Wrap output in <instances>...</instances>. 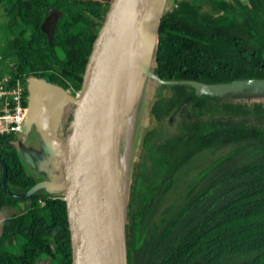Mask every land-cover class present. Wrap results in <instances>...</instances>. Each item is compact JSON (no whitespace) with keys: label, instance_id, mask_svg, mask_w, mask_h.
I'll use <instances>...</instances> for the list:
<instances>
[{"label":"trees","instance_id":"16d2710c","mask_svg":"<svg viewBox=\"0 0 264 264\" xmlns=\"http://www.w3.org/2000/svg\"><path fill=\"white\" fill-rule=\"evenodd\" d=\"M105 1L1 0L0 31L5 28L7 36V48L0 49L2 71L13 76L42 71L44 79L64 87L57 72L77 87L87 41ZM49 8L61 11L51 43L41 30ZM198 16L205 17L199 31L192 27ZM154 46L155 70L165 80L230 84L264 79V0H172L157 20ZM159 51L168 56L159 58ZM163 86L171 93L153 99L149 113L162 121L186 105L184 131L176 139L183 150L171 162L175 144L159 146L165 167L141 206L143 187L131 183L129 168L123 190L127 264H264V125L226 113L208 116L212 95H198L191 85ZM252 117L264 122V111ZM152 131L143 134V145ZM141 134L136 133L135 143ZM229 146L209 164L191 162ZM0 158L7 165L10 192L24 194L42 179L23 170L8 136H0ZM2 173L0 163V207L22 199L30 205L24 229L0 237V264H72L62 191L41 188L18 198L4 190ZM19 238L20 251L13 253L10 246Z\"/></svg>","mask_w":264,"mask_h":264},{"label":"water","instance_id":"95a60500","mask_svg":"<svg viewBox=\"0 0 264 264\" xmlns=\"http://www.w3.org/2000/svg\"><path fill=\"white\" fill-rule=\"evenodd\" d=\"M149 2H152V44L158 0L105 1L87 41L75 93L69 96L70 115L65 135L58 131L60 109L64 105L58 110L57 127L52 120L55 105L63 97L66 98L63 86L43 77L33 76L30 79L25 124L33 122L38 112L48 110L49 135L44 143L49 152H58L60 156L58 178L41 180L26 193L14 194L7 189V165L0 158L3 188L8 194L25 198L41 188L62 191L66 202L72 264H127L123 184L117 182L112 132L114 83L120 43L133 21L146 12ZM60 16L59 9L49 8L41 24L49 43L54 39ZM145 73L162 84L194 86L198 95L224 93L236 85L248 83L264 85V79L205 84L190 80H165L149 70ZM23 157L29 166L35 167L31 153L25 151Z\"/></svg>","mask_w":264,"mask_h":264},{"label":"rangeland","instance_id":"374dc122","mask_svg":"<svg viewBox=\"0 0 264 264\" xmlns=\"http://www.w3.org/2000/svg\"><path fill=\"white\" fill-rule=\"evenodd\" d=\"M172 4V0H158L155 9L154 27L156 26L157 20L160 16H163L169 10ZM205 17L198 16L195 17V21L192 27L199 31L203 29V20ZM155 40L153 39L150 46V51L141 54V61L143 65L149 71H155L156 73L161 72V70H155ZM148 45V44H147ZM146 45V46H147ZM7 48V36L6 30L3 28L0 31V49ZM159 58H166L168 53L164 51H159ZM140 68H137L139 70ZM139 78L132 77L130 81L127 82L122 95V101L120 110L127 111L130 116L128 125V138L127 147L125 153L126 160V177L122 176V184L125 187L126 180L128 179V172L130 170V180L131 183L136 185L138 189L142 186V191L138 194L137 204L141 206L142 201L146 196V192L149 185L160 175L161 171L165 167V154L159 149L160 145L165 143L175 144L172 152L168 155L170 161L172 162L174 156H178L182 152V145L176 143V139L184 131L182 124L183 112L185 111L186 105L184 104L178 110H176L170 117L165 118L162 121H156L149 113L150 104L153 99L159 95H166L171 93L169 87L164 89L163 86L154 82V79L150 77L145 71H139ZM167 85V84H164ZM213 90L214 89H210ZM224 91V90H223ZM219 92V91H217ZM209 97H211L208 94ZM214 100H210L206 104L205 112L208 116L218 115L221 113H226L229 116L235 117L241 120H248L254 123L256 126L264 125L259 119L252 117L253 114L259 111H264V85L258 83H248L243 85H236L230 91H224V93L212 95ZM228 106V107H227ZM42 117L44 113L42 112ZM66 124L63 125V134L65 135ZM60 127V124L59 126ZM142 132L141 142L139 144L135 143L136 133ZM153 130L152 139L143 145L142 138L143 134L148 131ZM115 133H113V138ZM135 143V144H134ZM170 144V145H171ZM232 146L222 148L216 154H208L197 156L191 160L192 164H198L201 162L209 164L216 155L228 151ZM131 164V166H130ZM141 165V167L139 166ZM143 175L147 178L143 181ZM189 175V174H188ZM187 179V176L183 177ZM157 180V179H156ZM183 183L184 180H180ZM143 184L141 185V183ZM175 188V187H174ZM171 189L169 197H173L176 189ZM124 189V188H123ZM30 205V200L22 199L15 203L14 210L18 211V217L16 223L14 224V229L16 232L24 229L27 223V218L25 215L21 214L23 210ZM10 223H12L10 221ZM22 239H18L17 244L10 246V250L15 253L20 251V245ZM48 257H44V261H47Z\"/></svg>","mask_w":264,"mask_h":264},{"label":"bare ground","instance_id":"6f19581e","mask_svg":"<svg viewBox=\"0 0 264 264\" xmlns=\"http://www.w3.org/2000/svg\"><path fill=\"white\" fill-rule=\"evenodd\" d=\"M151 8L152 2H149L146 12L141 13L133 21L126 36L120 43L117 56L112 109V132L115 133L113 138L115 167L119 185H122V176L126 177L125 170L127 166L125 153L128 138V125L130 123L128 112L121 111L120 106L127 82L130 81L132 77L139 78V71H142V73L147 71V68L141 61V54L142 52L145 53V50L146 52L150 51L153 18L150 11ZM137 68L140 69L137 70ZM55 106H57V104Z\"/></svg>","mask_w":264,"mask_h":264},{"label":"crops","instance_id":"0c3cea01","mask_svg":"<svg viewBox=\"0 0 264 264\" xmlns=\"http://www.w3.org/2000/svg\"><path fill=\"white\" fill-rule=\"evenodd\" d=\"M154 82L163 86L164 84L154 79ZM164 87V86H163ZM168 87H164L167 89ZM44 113V116L42 117ZM70 115V107L64 105L60 109L59 123L60 131L63 132V125L68 124ZM67 128V126H66ZM49 135V124H48V110H42L38 112L33 119V122L26 123L24 129L15 135L13 143L21 156V166L23 170L29 174H35L36 177L42 178L41 180L58 178L59 170L61 167L60 156L58 152L51 153L45 146L44 139ZM63 136V135H61ZM28 151L31 153L35 160V167L29 166L23 157V153ZM40 180V181H41ZM14 206L7 209L0 207V237L13 232L17 233L14 229V224L18 217V211L14 210ZM25 208L21 214H25ZM10 221L12 223H10Z\"/></svg>","mask_w":264,"mask_h":264},{"label":"built area","instance_id":"2783aa9c","mask_svg":"<svg viewBox=\"0 0 264 264\" xmlns=\"http://www.w3.org/2000/svg\"><path fill=\"white\" fill-rule=\"evenodd\" d=\"M1 2V0H0ZM2 54L0 53V136H8L14 140L15 135L24 129L26 120L27 106V88L30 79L33 76L42 77L44 72L35 71L28 73H19L15 76L9 72L2 71ZM56 75L60 80L65 82L63 87L66 98L63 97L58 101L57 106L53 110V123L58 126V110L63 105L70 106L69 96H73L76 90V84L66 80L59 73ZM61 85L60 83H57ZM62 86V85H61Z\"/></svg>","mask_w":264,"mask_h":264}]
</instances>
